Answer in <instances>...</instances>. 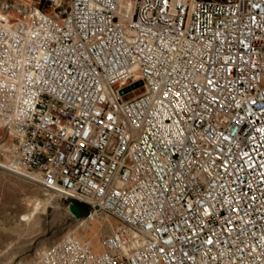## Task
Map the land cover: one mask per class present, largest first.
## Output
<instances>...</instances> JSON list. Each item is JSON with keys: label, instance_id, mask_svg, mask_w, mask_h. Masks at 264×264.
Wrapping results in <instances>:
<instances>
[{"label": "built area", "instance_id": "obj_1", "mask_svg": "<svg viewBox=\"0 0 264 264\" xmlns=\"http://www.w3.org/2000/svg\"><path fill=\"white\" fill-rule=\"evenodd\" d=\"M0 127L115 222L32 264H264V0L1 1Z\"/></svg>", "mask_w": 264, "mask_h": 264}, {"label": "rangeland", "instance_id": "obj_2", "mask_svg": "<svg viewBox=\"0 0 264 264\" xmlns=\"http://www.w3.org/2000/svg\"><path fill=\"white\" fill-rule=\"evenodd\" d=\"M10 150V136L0 127V264H32L44 249L67 236L101 253V242L114 229V220L86 204L60 200L15 173Z\"/></svg>", "mask_w": 264, "mask_h": 264}, {"label": "snow or ice", "instance_id": "obj_3", "mask_svg": "<svg viewBox=\"0 0 264 264\" xmlns=\"http://www.w3.org/2000/svg\"><path fill=\"white\" fill-rule=\"evenodd\" d=\"M253 19H254V17H253ZM208 83H209V84H212L213 81L209 79V80H208ZM167 95H168V93H165V96H167ZM180 95H181V93H180L179 91H177V92H176V96L179 97ZM169 103H170V102H169ZM182 103H183V102H181V104H182ZM253 103H255V101H253ZM174 111H177V112H178L179 109H174ZM108 119L111 120V117H108ZM256 131H257V132H260L261 129H256ZM224 139L227 140L228 138H227V137H224ZM245 155H247V153H245ZM253 199H254V198H253ZM210 208H214V205H212L211 203H209L207 207H204V208H203V213H204L205 216L214 215V212H210V210H209ZM231 211H233V212H237V211H239V209H237V208H232ZM229 219H231V218H229ZM206 242H207L208 244H212V243H213V241H212L211 238L207 239ZM160 251L163 253L164 250L161 249Z\"/></svg>", "mask_w": 264, "mask_h": 264}, {"label": "bare ground", "instance_id": "obj_4", "mask_svg": "<svg viewBox=\"0 0 264 264\" xmlns=\"http://www.w3.org/2000/svg\"><path fill=\"white\" fill-rule=\"evenodd\" d=\"M12 162V161H11ZM10 162V163H11ZM12 164H13V166L15 167V165H14V163L12 162ZM16 168V167H15ZM16 170H18L17 168H16ZM53 199H55L54 197H51L50 199H49V201H51V202H53V204L56 206V203L54 202V200ZM38 207V206H37ZM29 219V218H28ZM95 252V251H94Z\"/></svg>", "mask_w": 264, "mask_h": 264}, {"label": "water", "instance_id": "obj_5", "mask_svg": "<svg viewBox=\"0 0 264 264\" xmlns=\"http://www.w3.org/2000/svg\"><path fill=\"white\" fill-rule=\"evenodd\" d=\"M139 84H137L136 86H138Z\"/></svg>", "mask_w": 264, "mask_h": 264}]
</instances>
